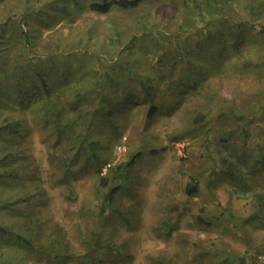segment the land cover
<instances>
[{
  "label": "rangeland",
  "instance_id": "obj_1",
  "mask_svg": "<svg viewBox=\"0 0 264 264\" xmlns=\"http://www.w3.org/2000/svg\"><path fill=\"white\" fill-rule=\"evenodd\" d=\"M96 1L0 0V264H264V0Z\"/></svg>",
  "mask_w": 264,
  "mask_h": 264
},
{
  "label": "trees",
  "instance_id": "obj_2",
  "mask_svg": "<svg viewBox=\"0 0 264 264\" xmlns=\"http://www.w3.org/2000/svg\"><path fill=\"white\" fill-rule=\"evenodd\" d=\"M142 0H101V1H96V2H92L90 4V9L92 10H95V11H98V12H102V13H105L107 12L108 10H110V8L112 6H119L121 8H133V7H136L139 5V3L141 2ZM262 33H264V31H262ZM6 83L3 81L0 80V91L2 92H6L7 91V88ZM3 93V94H4ZM4 97V96H2ZM7 97V96H6ZM5 98V97H4ZM0 105L2 104V99L0 98ZM156 112V109L153 105H150L149 106V110H148V113H147V120H150L153 115L155 114ZM7 124L4 123V127L8 130H11L12 132V128H15V127H20L21 123L19 121H7L6 122ZM15 126V127H14ZM23 132H15L13 131L12 132V135L14 138H16L17 140H19L20 137L23 136ZM15 153V157H19V156H16L17 152H14ZM11 155L8 154V155H4V158H2V160H5V159H8V158H11L10 157ZM14 157H12L11 159H13ZM259 159V158H258ZM255 170L256 169H253L252 171V174H256L255 173ZM221 172L228 175V176H231L233 178H236L241 185H246V179L242 176V175H239V176H236L234 175L229 169H221ZM2 178H4V180L6 179H10V178H16V175L15 173H13L12 171H7V172H0V180H3ZM185 192L189 195L191 194H196L198 192V189L196 187L195 184H192L191 186H187L185 188ZM113 194V191H110V193L107 195V197H105V199L107 198L108 201L111 200V196ZM22 200V199H21ZM9 201H3V203L0 204V207H4L6 205V203H8ZM10 204H12V202H9ZM257 215H252L250 218H256ZM26 229H30L29 227V224H27V227L25 228ZM4 229L2 227H0V237L2 241H6V242H9L11 240V242L13 241V238L15 239V242L16 243H19L21 245H24V246H31L32 244L30 243V240L25 236L24 232H21L20 231H12L10 233H6L5 230L3 231ZM11 235L10 237H12L11 239H7V237ZM29 248V247H28ZM30 251L31 253H33L35 250L34 248H30ZM1 252H4V251H1ZM20 256L24 257V259H26L29 255L28 253H25L22 251V253L20 254ZM36 258V257H35ZM152 264H175V263H168L166 261H163L161 259H155L152 261ZM236 264H250L248 259L246 258L245 255H240L238 258H237V263ZM254 264H258L256 262H254Z\"/></svg>",
  "mask_w": 264,
  "mask_h": 264
}]
</instances>
